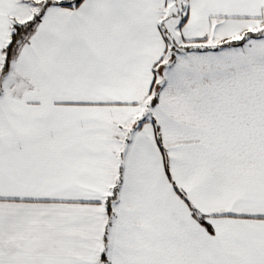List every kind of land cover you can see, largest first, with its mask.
I'll use <instances>...</instances> for the list:
<instances>
[{"label":"snow or ice","instance_id":"1","mask_svg":"<svg viewBox=\"0 0 264 264\" xmlns=\"http://www.w3.org/2000/svg\"><path fill=\"white\" fill-rule=\"evenodd\" d=\"M0 264H264V0H0Z\"/></svg>","mask_w":264,"mask_h":264}]
</instances>
